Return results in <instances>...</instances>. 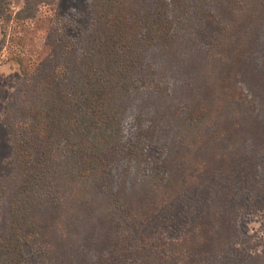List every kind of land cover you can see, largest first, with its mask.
<instances>
[{"label":"trees","instance_id":"1","mask_svg":"<svg viewBox=\"0 0 264 264\" xmlns=\"http://www.w3.org/2000/svg\"><path fill=\"white\" fill-rule=\"evenodd\" d=\"M57 1L26 0L13 15L11 0H0V21L7 25L0 53L9 50L10 23L29 21L35 28L46 18L38 16L37 5L54 6ZM87 6L91 17L87 31L56 40L53 37L59 34L51 20L46 29L51 42L47 40L42 49L49 48L53 55L33 68L24 66L22 59L17 61L19 87L0 114V124L8 129L13 165L10 176L0 177V195L8 204L0 264H26L27 249L35 248L52 261L46 253L53 252L50 247L59 224L64 225L66 240L80 245L90 239L85 232L98 209L117 226L104 235L109 254H99L95 261L119 264L111 260L116 252L122 253L126 242L115 243L113 234L121 229L118 216L131 215L134 196L148 197L153 188L176 189L180 183L172 164L192 155L199 140L213 150L201 133L219 122L222 112L231 108L234 115H263L262 101L250 106L246 97L237 98V87L228 93L229 107L209 110L199 100L173 116L168 114L170 104L142 110L130 103L138 97L154 102L170 97V83L160 82L159 75L173 64L174 51L190 48L185 50L188 54L191 48L209 47L198 39L209 21L222 24V33L236 31L230 27L241 30L244 42L258 27L259 34L251 42L256 44L264 37V0H88ZM222 39L213 34L212 40ZM168 73L174 83V72ZM131 115L136 119H128ZM258 157L254 180L264 178V160ZM61 189L72 194V207L65 208L63 220L62 202L52 198ZM95 205L91 216L82 214ZM204 215L197 219L205 220ZM185 242L189 253L202 248L193 240L185 238ZM151 250L143 249L149 256Z\"/></svg>","mask_w":264,"mask_h":264},{"label":"rangeland","instance_id":"2","mask_svg":"<svg viewBox=\"0 0 264 264\" xmlns=\"http://www.w3.org/2000/svg\"><path fill=\"white\" fill-rule=\"evenodd\" d=\"M25 1L11 0V13L22 10ZM87 4L88 0H58L54 6L46 2L35 4L40 8L38 16L46 17L43 23L35 28H31L29 21L9 24L6 37L9 50L0 53V114L19 87L17 61L22 59L24 66L33 68L52 54L49 48L42 49L47 40L51 42L46 34L51 20L55 22L54 32L60 35L53 37L56 40L66 38L67 33L74 37L87 31L91 25ZM221 25L209 21L205 34L198 35L203 47L208 48H191L188 54L185 50L190 48L174 51L173 64H168L165 74L158 77L160 82L170 83L167 84L170 97L155 102L138 97L130 105L143 110L153 105L164 109L170 104V116L176 110L185 111L199 100L209 110L218 105L229 107L228 93L237 87V98L246 97L250 106L262 101L263 115L253 118L244 113L234 115L230 108L222 112L219 122L215 120L219 118H214L217 122L201 133L213 150L199 140L192 155L172 164L179 186L171 191L153 188L148 197L142 193L134 196L131 215L118 216L121 229H115L113 238H117L115 243L124 240L126 243L122 253L116 252L111 262L147 264L151 259L150 264H264V178L253 179L254 160L257 156L264 160V37L252 46L253 38L259 34L258 27L244 42L240 38L241 30L230 27L236 31L222 33ZM6 27L0 21V40ZM214 33L220 34V39L223 37L221 42L212 40ZM169 70L174 72V83ZM128 119L136 117L131 115ZM214 141L217 146H213ZM12 172L8 129L0 124V177L10 176ZM52 198L62 202L63 220L65 208L68 211L72 207V194L61 189ZM7 207L0 195V239L6 232L4 211ZM95 212L96 205L83 209L82 214L89 217ZM97 212L98 216L89 222L91 226L85 232L89 240L80 245L68 242L64 225L60 223L50 247L53 252L46 253L52 255V261H47L35 248L30 252L27 249L26 264H97L95 257L109 254L107 250H110L108 237L104 235L117 226L110 215L100 209ZM202 213L205 220H198ZM203 226L206 231H202ZM185 238L202 248L189 253L191 248L183 246ZM151 247L149 256L143 249Z\"/></svg>","mask_w":264,"mask_h":264}]
</instances>
